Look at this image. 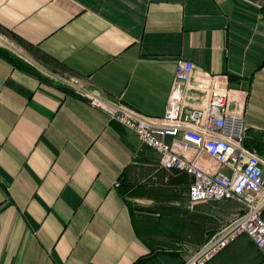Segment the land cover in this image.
Here are the masks:
<instances>
[{
  "label": "crops",
  "instance_id": "1",
  "mask_svg": "<svg viewBox=\"0 0 264 264\" xmlns=\"http://www.w3.org/2000/svg\"><path fill=\"white\" fill-rule=\"evenodd\" d=\"M179 60L247 93L264 150V0H0V264H184L242 214L190 208L189 175L55 78L162 117ZM207 264L264 253L242 235Z\"/></svg>",
  "mask_w": 264,
  "mask_h": 264
},
{
  "label": "built area",
  "instance_id": "2",
  "mask_svg": "<svg viewBox=\"0 0 264 264\" xmlns=\"http://www.w3.org/2000/svg\"><path fill=\"white\" fill-rule=\"evenodd\" d=\"M55 78L136 133L157 153L161 168L189 175L190 208L209 202L242 204V214L223 225L184 264H207L242 235L264 253V156L245 146L246 92L230 87L225 76L179 60L164 115L155 117L128 107L123 97L108 99L92 89L90 81L67 74Z\"/></svg>",
  "mask_w": 264,
  "mask_h": 264
},
{
  "label": "trees",
  "instance_id": "3",
  "mask_svg": "<svg viewBox=\"0 0 264 264\" xmlns=\"http://www.w3.org/2000/svg\"><path fill=\"white\" fill-rule=\"evenodd\" d=\"M256 140L250 141V140H246L245 141V146L249 147V148H256L259 152H261V154L264 155V150L260 147V145L257 143ZM263 152V153H262ZM120 185V184H119ZM142 261V260H141ZM140 260L136 261L134 264H140L141 263Z\"/></svg>",
  "mask_w": 264,
  "mask_h": 264
},
{
  "label": "bare ground",
  "instance_id": "4",
  "mask_svg": "<svg viewBox=\"0 0 264 264\" xmlns=\"http://www.w3.org/2000/svg\"><path fill=\"white\" fill-rule=\"evenodd\" d=\"M234 202H236V203L240 204V203H239V202H237V201H234ZM240 205H242V204H240Z\"/></svg>",
  "mask_w": 264,
  "mask_h": 264
}]
</instances>
